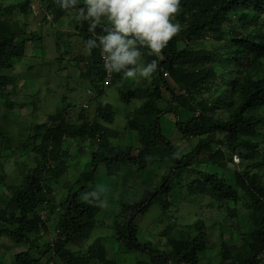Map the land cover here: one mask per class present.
<instances>
[{"label": "trees", "instance_id": "trees-1", "mask_svg": "<svg viewBox=\"0 0 264 264\" xmlns=\"http://www.w3.org/2000/svg\"><path fill=\"white\" fill-rule=\"evenodd\" d=\"M17 11L33 16V21L16 19ZM63 19H69L67 27L74 29V36L81 37L84 44L93 38L88 23L70 16L56 0H18L7 6L0 2V99L15 97L18 82L25 79L38 83L39 77L32 74L44 76L38 71L39 65L45 64L39 61L43 56L30 55L28 45H37L46 52L47 38L56 33L55 40H63L55 27ZM176 21L182 25L181 31L162 50V58L150 56L144 50V63L158 60L149 87L130 85L122 73H109L98 48L76 57V64L71 65L74 60H70L71 66L80 68L79 77L88 84L91 102L80 106L66 104L64 112L46 118L43 132L40 125L36 126L37 133L29 140L36 144L41 139L33 149L38 153L35 166H23L19 172L22 182L8 186L9 192L0 196V238L7 237L15 247L25 249L16 255L15 264H92L94 259L99 264H116L109 259L101 236L94 232L106 226L98 220L107 210L96 183L98 171L102 168L113 178L128 170L139 173L150 166L152 158L163 160L166 156L174 163L162 182L154 189L143 182L138 199L125 201L115 215L116 241L126 252L147 254L151 257L148 264H201L209 245L203 220H198L191 229L188 225L190 233L198 232L196 236L168 237L165 249H153L150 243H142L138 225V218L147 214L154 202L164 213L169 212L178 179L197 176L200 178L186 188L188 197L192 200L196 197L195 203L209 196L218 202L238 204L244 195L248 219L254 227L251 233L242 235V244L237 247L230 246L221 235V253L216 264H264V0H182ZM35 24L39 29H33ZM102 27H97V36L104 34ZM63 42L68 43L69 37ZM213 42L220 46L212 48ZM195 43L206 47L192 49ZM66 69L63 72L66 79L77 75L71 68ZM111 87L127 108L134 106V111L126 115L125 131L137 135L140 143L137 149L123 141L115 144L120 137L115 128L118 111L109 98L105 101ZM50 88L44 90V100ZM41 91L7 100L8 111L22 108L26 120L25 109L32 107L29 117H34L45 109L41 107L43 101H39ZM165 99L167 103L162 108L160 104ZM169 114L178 119L176 128L182 139L198 141L190 150L179 152L164 135L161 120ZM185 114L189 115L187 119H181ZM73 116L76 123L72 122ZM2 139H9L4 126L0 127V142ZM68 140L95 148L91 152L92 169L76 180L80 188L55 206L52 186L69 170L65 162L69 154L64 147ZM235 156L239 157L238 162L234 161ZM51 161L55 166L50 165ZM194 161L215 164L219 171L231 172L235 184L218 173L194 168ZM5 180L0 177V182ZM44 206L48 213L46 220H42ZM55 214H58L55 241L42 244L50 232L49 220ZM86 245L90 246L84 252Z\"/></svg>", "mask_w": 264, "mask_h": 264}, {"label": "rangeland", "instance_id": "rangeland-1", "mask_svg": "<svg viewBox=\"0 0 264 264\" xmlns=\"http://www.w3.org/2000/svg\"><path fill=\"white\" fill-rule=\"evenodd\" d=\"M16 1L18 0H0L4 6L10 5ZM34 7L36 9L39 8L38 3H34ZM70 16L75 17V13H70ZM15 18L22 20V22L33 21V16H28V14L27 16L24 14L20 15L18 11L15 14ZM68 21L69 19H63V21L61 20L58 26L56 24L55 27L57 29L56 32L62 34L61 39L64 38L63 40H68L69 37V42H71L70 49V44L68 45L69 42H63V40L59 38L55 40L57 37L56 33L45 40L48 46V50H46L47 53L44 50H39L37 45H28V52L30 55H39L44 58L39 61L40 64L43 62L45 64L39 65L41 69H38L40 73H44V76L41 77L38 76L39 74H32L33 76L39 77L38 83H40V87L38 83H30L25 79L18 82V94H16L15 97H7L11 100H15L18 96L20 98L24 96L25 98L26 94H32L34 90H37V92L42 90L39 94L43 95L46 87H51L46 100H44V95L39 97V101H43L41 107L45 106V109L35 113L34 117H29L32 107H26L25 112H27V117L25 120L22 108L8 111L6 102L9 99H0V127L4 126L6 128L9 137L8 140L2 139V142H0V148L4 147L3 150H0V177L6 178L5 183L0 182V196L9 192L8 186L20 184L22 182L19 172L23 166H35L38 153L33 149L39 145L41 139H38L36 144L29 142V140L37 133L36 126L40 125L43 132L46 128L43 124L46 118L48 119V116L53 113L64 112L66 110V104L73 103L80 106L84 103L91 102L92 96L87 94L88 84L83 82L79 77L80 68L71 66L76 62V57L79 55H87L89 52L82 38L74 36L76 31L67 27ZM32 27L33 29H39L38 24L32 25ZM219 46L220 45L215 42L211 45L214 49ZM205 47L206 45L202 43L191 45V48L196 50H202ZM70 60H74V62L71 61V65ZM80 66H84V64H80ZM66 68H71L77 75L70 80L66 79L63 74V72H67ZM56 71L59 72L58 75L55 73ZM152 78L153 77H151V79L137 78L135 80L127 78L126 82L137 87H149ZM69 82L71 85L68 84ZM64 87H66V89ZM68 88H73L71 93H69ZM107 92L109 95L105 97V101H108L107 99L109 98L110 104L118 111V113L116 112L115 128L118 129L116 132L120 137L115 141V144L119 141H123L126 146L133 147L134 149L139 148L140 143L137 135L131 130L125 131L127 124L126 115L130 111H134V106L130 109L121 103L120 96L116 93V90L114 91V88L111 87ZM63 96H66V100ZM54 97L57 98V101H55ZM166 98H170L169 94L166 95ZM206 98H208V96ZM167 99L160 104L162 108L165 107ZM188 116V114H185L183 118H181V116L180 118L186 120ZM76 120V116H73L72 122L76 123ZM177 121L178 119H176L175 115H165L161 120L163 133L171 140L179 152L186 149L190 150L198 141H186L182 139L176 128ZM83 145L80 143L77 145L76 142L69 140L64 144L69 154L68 158L65 159L66 164L69 166V170L60 178L58 183L52 186V197L55 200V206H59L71 191H77L80 188V186L75 184L78 177L84 171H90L92 169L90 159L91 152L95 148H89L88 145ZM87 146L88 148H86ZM225 151L227 152V150ZM159 158H152L150 166L145 171L138 173L134 170H128L124 173H120L115 179L108 178L103 181V183L99 181L101 189L97 184L99 194L104 199L105 207L110 209H108L106 215L103 213L98 219L104 221L106 226L96 229L94 232L95 235L101 236L100 240L102 244L104 245L105 243L109 251L108 257L114 259L116 264H138L141 262L148 264L151 259V257L143 252H126V248L116 241L114 218L121 210V205L125 201H135L138 199L139 194H141V184L143 182L149 183L152 189L162 182L163 176L168 173L174 161L167 156L164 157L163 160ZM234 161L238 162L239 157L235 156ZM193 167L198 168L202 172L218 173L230 184H235L234 175L231 172L219 171L215 164H198L194 161ZM260 175L262 176V174ZM99 176L102 178L109 177L107 173H103L102 168L98 171L97 177ZM189 176L190 175H186L183 179L180 178L175 182L174 187L176 192L170 198L172 207L169 212L164 213L160 205L154 202L149 212L138 218L140 241L142 243H150L153 249H165L168 237L186 238L189 236H196L198 232L194 231L190 233L191 231L188 230V225L190 228V226L198 220H203L207 225L206 232L209 235V245L205 253H203L201 264H216L219 261V255L221 253V235H223L224 240H226L230 246L237 247L242 244V235L251 233L254 230L253 225L248 219L249 210L247 201L244 195L242 201L238 204L233 202H218L207 196L204 198L203 202L195 203L194 198L196 197H194L193 200L192 197H188L186 188L188 184H192L196 178L200 177ZM262 178L264 179L263 176ZM181 181L182 184L180 183ZM101 184H103L105 191ZM57 216L58 214H55L49 220L50 232L44 236L42 244H45V242L51 239L53 240L56 236L55 223ZM171 226L172 229H170ZM89 246L90 245L84 246L82 250L87 252ZM24 250V248L15 247V244L7 237L0 238V264H15L16 255ZM92 264H99V262L97 259H94Z\"/></svg>", "mask_w": 264, "mask_h": 264}, {"label": "clouds", "instance_id": "clouds-1", "mask_svg": "<svg viewBox=\"0 0 264 264\" xmlns=\"http://www.w3.org/2000/svg\"><path fill=\"white\" fill-rule=\"evenodd\" d=\"M182 0H56L63 10L75 13L79 22H87L93 38L85 42L89 53L99 49L109 73H122L125 78L151 79L158 60L144 63L147 54L162 58L169 41L182 28L176 21ZM102 35H96L98 26ZM90 94L91 92L88 91ZM50 165L55 166L51 161Z\"/></svg>", "mask_w": 264, "mask_h": 264}, {"label": "crops", "instance_id": "crops-1", "mask_svg": "<svg viewBox=\"0 0 264 264\" xmlns=\"http://www.w3.org/2000/svg\"><path fill=\"white\" fill-rule=\"evenodd\" d=\"M103 173H106V171L103 170ZM108 178L115 179V178H112V177H107V178H105V177L102 178L101 176L96 177V181H97L98 186H99V181H102V183H103V181L107 180ZM101 186L103 187V184H101ZM99 188H100V186H99ZM103 188H104V187H103ZM100 189H101V188H100ZM104 191H105V188H104ZM108 209H110V208H107V210L105 211V215H106ZM108 252H109V251H108ZM109 259H111V258H109ZM113 260H114V259H113Z\"/></svg>", "mask_w": 264, "mask_h": 264}, {"label": "built area", "instance_id": "built-area-1", "mask_svg": "<svg viewBox=\"0 0 264 264\" xmlns=\"http://www.w3.org/2000/svg\"><path fill=\"white\" fill-rule=\"evenodd\" d=\"M168 74L166 73L165 74V77L167 76ZM47 217H48V213H47V211H46V206H44L43 208H42V220H46L47 219ZM55 239V238H54ZM53 239V241H55Z\"/></svg>", "mask_w": 264, "mask_h": 264}]
</instances>
